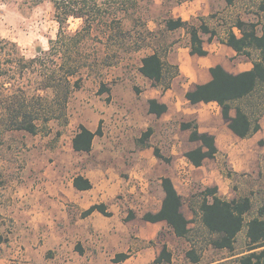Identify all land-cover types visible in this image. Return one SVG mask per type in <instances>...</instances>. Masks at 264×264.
<instances>
[{
    "label": "rangeland",
    "instance_id": "obj_1",
    "mask_svg": "<svg viewBox=\"0 0 264 264\" xmlns=\"http://www.w3.org/2000/svg\"><path fill=\"white\" fill-rule=\"evenodd\" d=\"M123 1L126 4L117 6L130 42L119 53L124 59L119 65L104 69L100 76L84 75L83 88L73 94L68 104L67 120H53L35 136L4 132L0 127V264L54 263L55 252L47 250L50 224L46 220L50 218L41 197L51 183L58 180L69 183L83 173L95 181L107 178L117 184L118 194L113 204L117 203L123 213L119 247H125V251L106 250L107 254L95 264H114L113 256L118 253L130 254L127 261L119 264H155L163 245L172 252L170 264H194L187 257L191 250L198 255L199 264H238L239 257L248 251L246 226L238 235L233 252L214 249L210 235L192 207L198 209L205 188L218 187L219 196L225 200L246 197L252 200L246 223L257 217L264 210V155L259 152L257 157L243 159L244 165L238 172L225 153L207 160L200 168L186 164L183 155L197 144L189 141L188 133L180 126L182 122L195 120L194 115L186 113L189 104L185 94L197 83L188 77L196 62L190 53L186 31L171 33L165 27L167 19L182 18L176 12L182 0ZM196 1L203 10L190 17L189 3L185 18L198 26L199 19L204 17V22L217 32L218 39L226 38L232 29L240 34L234 28L238 20L256 23L259 33L264 32V0H235L231 6L224 0ZM82 23L80 19H70L68 30L74 33ZM58 31L51 0L28 4H22L21 0L0 1V38L16 43L26 58L35 57L38 49L48 50L49 41L57 38ZM203 39L205 48L209 49L213 40L207 35ZM137 46L143 50L135 52ZM154 50L181 72L166 92L139 72L141 58ZM225 58L230 67H235L237 61L246 57L226 53ZM150 99L167 104L168 112L161 117L149 114ZM100 124L104 134L95 139L92 152L76 153L72 140L79 126L96 131ZM222 126H227L225 121ZM149 128L154 132L148 147L143 148L139 139ZM155 148L172 162L158 160ZM176 161L180 166L177 172L182 171L181 174L174 171ZM170 176L176 180L184 200L183 212L191 221L192 232L187 240L173 235L165 223L157 230L146 229L147 222L143 219L146 213L160 209L164 195L161 180ZM68 211L78 213L73 205H68ZM131 213L135 214L133 226L125 220ZM55 216L57 224L62 226L61 217ZM142 229H146L145 233ZM72 244L74 250L81 246L79 242Z\"/></svg>",
    "mask_w": 264,
    "mask_h": 264
},
{
    "label": "trees",
    "instance_id": "obj_2",
    "mask_svg": "<svg viewBox=\"0 0 264 264\" xmlns=\"http://www.w3.org/2000/svg\"><path fill=\"white\" fill-rule=\"evenodd\" d=\"M17 2L19 0H0ZM22 4L39 3L41 0H21ZM184 1V0H182ZM231 6L235 0H224ZM55 9V18L59 24L57 38L49 41L48 50L38 49L37 55L26 58L20 47L11 41L0 38V127L4 132H25L38 135L42 128L53 120H67L68 104L77 91L83 88L84 75L100 76L102 71L120 64L130 45L123 29V18L119 17V7L126 4L123 0H51ZM119 7H118V6ZM264 8V7H263ZM70 19H80L82 26L74 33L68 30ZM200 25L182 18L166 20V30L176 32L184 29L190 37V53L199 57L208 56L204 35L212 41L217 32L199 19ZM241 35L233 29L225 39H218L233 49L237 56L253 60V69L233 74L223 66L211 67L212 79L197 84L185 94L190 105L217 103L229 129L241 139H247L261 130L260 119L264 115V32L259 34L256 23L238 20L234 25ZM97 32V33H95ZM137 46L134 51L141 52ZM255 57V58H254ZM140 74L163 92L171 89L176 78L181 75L176 65L168 63L158 50L141 58ZM102 89V92H105ZM169 107L157 99L148 100L149 114L161 117ZM235 112V115L232 112ZM181 130L190 132L189 141L199 146L184 154L188 162L200 168L206 160L214 159L219 149L216 138L199 130L197 120L182 122ZM149 128L139 139L143 148L153 135ZM101 124L93 132L80 125L72 140L76 153H90L95 138L103 136ZM262 144V143H261ZM155 157L167 164L172 159L154 149ZM79 191L92 189V183L82 175L73 180ZM164 198L157 212H148L143 216L145 222L157 224L165 222L170 231L179 239L187 240L191 234V221L183 212L184 200L172 179L161 180ZM252 210L249 197L237 200H225L219 196L218 187H207L201 193L198 209L192 207L195 216L210 235V245L216 250L233 252L236 239L247 227L249 248L238 259V264H264V210L246 223V216ZM94 212L111 217L105 204H95L82 212L86 218ZM135 219L131 213L125 220ZM194 264L200 259L194 250L187 253ZM130 258L128 253L117 254L112 262L119 264ZM172 252L167 245L155 260V264H170Z\"/></svg>",
    "mask_w": 264,
    "mask_h": 264
},
{
    "label": "crops",
    "instance_id": "obj_3",
    "mask_svg": "<svg viewBox=\"0 0 264 264\" xmlns=\"http://www.w3.org/2000/svg\"><path fill=\"white\" fill-rule=\"evenodd\" d=\"M189 3L192 5V8L189 10V14H191L189 15L190 17L199 14L203 10L199 1H181L176 7V12H179V16L185 21H187L185 17L188 16L186 10ZM237 35L240 36L241 33ZM205 49L209 52L208 56L199 57L194 55L195 58L193 61L196 62V67L192 69L188 76L190 81H197V83L193 84V87L197 84L209 82L212 79L209 69L217 65L223 66L228 72L233 74H239L253 69V60L249 58H243L242 60L237 61V65H234L235 67H233V65L230 67L227 64L225 54L229 53L232 56H237V53L220 42L218 40V35L213 39V44L210 45V48ZM186 103L189 104L186 113L195 116L200 132L209 133L215 136L217 147L219 149L218 154L225 153L228 155L230 162L233 164V167H235V172H238L239 168L244 165L243 159L252 158L254 155L257 157L259 152L264 155V115L260 119L261 130L250 138L241 139L229 129L228 125L225 127L222 126V121L225 120L222 117L221 109L217 103H201L194 106L190 105L187 100ZM232 114L235 115V112L233 111ZM90 130L95 132L93 129ZM185 132L190 136V132ZM194 144H197V147L199 146V143ZM172 156L174 157V153H172ZM183 160H186L187 165L194 167L188 162L184 155ZM175 165L176 170L174 171H176V174H181L182 171L177 172L179 166L177 161L175 162ZM81 175L91 181L93 186L92 189L79 191L73 185L74 179L69 183H65L63 180H58L55 181V183H51L47 187V193L41 197V201H45L46 203L45 211L50 218L46 220L50 224V230L47 232V234H49L47 250L55 252V255L53 256V264H95L97 259L103 258L104 255L107 254L106 250L125 251V247H119V234L122 235L121 228H123V213L121 207H119L117 203L113 204L115 197L118 194L117 184L112 183V180L107 178L95 181V179H93L88 173H83ZM169 178H171L175 184L176 180L174 176H170ZM255 178L260 179V176L256 175ZM95 204H105L108 211L112 213V216L106 217L100 212H94L90 216L82 218V212L88 210ZM68 205H73L77 208L78 213L73 212L70 214L68 211ZM55 215L61 217V220L63 221L62 226L57 224L58 218ZM133 222L134 220L127 223H130L131 226H133ZM164 223L165 222L151 224L147 222L146 229L150 228L157 230L158 227ZM146 229H142V232L145 233L144 230ZM62 242L66 244H61ZM72 242H79L81 246L74 250ZM68 245L70 247H67Z\"/></svg>",
    "mask_w": 264,
    "mask_h": 264
}]
</instances>
